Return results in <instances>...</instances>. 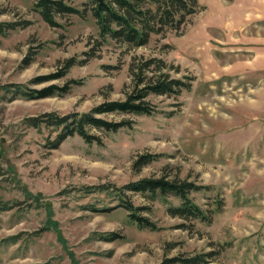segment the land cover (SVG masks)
I'll use <instances>...</instances> for the list:
<instances>
[{"label": "rangeland", "instance_id": "obj_1", "mask_svg": "<svg viewBox=\"0 0 264 264\" xmlns=\"http://www.w3.org/2000/svg\"><path fill=\"white\" fill-rule=\"evenodd\" d=\"M66 1L84 10L92 0ZM34 3L0 0V22L27 23L0 33V196L18 203L0 212V264H165L209 252L203 264H264V0H200L181 30L140 47L103 39L90 9L50 26ZM136 56L163 58L191 89L150 95V115L104 114L133 123L92 129L103 143L74 135L53 148L58 131L27 121L125 98ZM71 57L79 62L48 78ZM148 152L161 156L136 169ZM164 174L208 186L191 197L211 220L172 215L174 195L127 191L160 228L139 227L113 189ZM102 184L111 190L85 189Z\"/></svg>", "mask_w": 264, "mask_h": 264}, {"label": "trees", "instance_id": "obj_2", "mask_svg": "<svg viewBox=\"0 0 264 264\" xmlns=\"http://www.w3.org/2000/svg\"><path fill=\"white\" fill-rule=\"evenodd\" d=\"M34 7L42 18L50 26H62L58 21L59 16L70 14L83 15L88 9L96 19L100 35L103 39L110 37L123 42L130 47H140L148 44L152 35L166 36L170 31H179L189 21L192 15L200 12L203 7L200 0H92L90 7L84 10L73 6L66 0H34ZM26 22H0V33H6L8 29L17 28ZM79 61L71 57L66 60L64 70L52 75L56 78L67 71ZM174 65L167 63L163 58L136 56L130 63L129 69L132 75V87L126 92L123 99H109L94 106L87 112H73L61 115L57 112H45L40 116L28 118L30 125L35 127H53L58 131L52 142V147L57 148L69 136L79 135L88 143H103V138L92 132L96 129L103 132H115L121 128L132 126L131 119H109L104 114H146L156 111V107L149 99L150 95H178L183 90H190L192 83L186 77H174L171 70ZM42 78H39L41 80ZM23 95L34 97H46L55 94L54 90L44 89L25 90L22 85H14ZM8 89V88H7ZM172 113V112H170ZM158 153L141 154L134 162V167L142 166L159 158ZM110 185H97L85 187L87 192L111 190ZM208 188L188 178H182L179 174L149 176L125 184L123 187H114L121 205L130 211V217L141 228L152 230L160 227L148 217L139 214L142 207H137L129 198L127 191L140 193L155 198L174 195L181 200L179 206H169L172 215L184 219L211 220V215L201 208L191 197L193 191ZM16 201L6 200L0 196V212L16 207ZM51 225H54L52 221ZM111 235V237H109ZM104 238H116L113 233H105ZM215 253H198L192 256H175L167 259L165 264H203L209 261Z\"/></svg>", "mask_w": 264, "mask_h": 264}]
</instances>
